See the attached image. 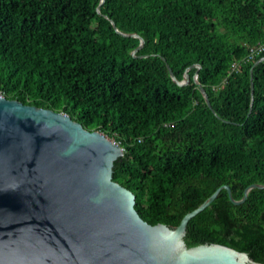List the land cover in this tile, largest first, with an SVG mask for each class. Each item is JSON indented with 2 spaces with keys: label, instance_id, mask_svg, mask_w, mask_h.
Segmentation results:
<instances>
[{
  "label": "trees",
  "instance_id": "trees-1",
  "mask_svg": "<svg viewBox=\"0 0 264 264\" xmlns=\"http://www.w3.org/2000/svg\"><path fill=\"white\" fill-rule=\"evenodd\" d=\"M100 2L0 0L4 97L115 141L116 183L150 225L177 227L222 186L235 201L264 186V61L253 66L264 53L248 59L264 40V0ZM132 35L144 40L134 54ZM187 234L264 264V189L239 205L221 189Z\"/></svg>",
  "mask_w": 264,
  "mask_h": 264
},
{
  "label": "water",
  "instance_id": "water-1",
  "mask_svg": "<svg viewBox=\"0 0 264 264\" xmlns=\"http://www.w3.org/2000/svg\"><path fill=\"white\" fill-rule=\"evenodd\" d=\"M132 37L140 39L134 54L144 40ZM193 67L197 83L200 66ZM168 71L176 84L189 82L188 69L181 83ZM250 79L251 107L252 69ZM122 156L115 141L66 114L0 98V264H263L226 246L198 245L186 228L221 189L239 205L264 186H248L239 201L222 186L177 227L150 225L134 209V195L116 183Z\"/></svg>",
  "mask_w": 264,
  "mask_h": 264
},
{
  "label": "built area",
  "instance_id": "built-area-1",
  "mask_svg": "<svg viewBox=\"0 0 264 264\" xmlns=\"http://www.w3.org/2000/svg\"><path fill=\"white\" fill-rule=\"evenodd\" d=\"M248 59L253 60L255 57L260 56L264 53V40L260 43H257L256 45H253L248 50ZM236 68V64L231 65V71H234ZM231 71L229 73H231ZM216 91V89H213ZM4 97V94L0 91V98Z\"/></svg>",
  "mask_w": 264,
  "mask_h": 264
}]
</instances>
